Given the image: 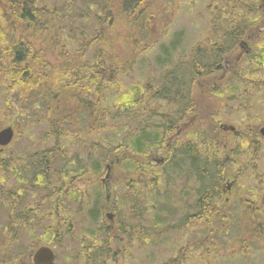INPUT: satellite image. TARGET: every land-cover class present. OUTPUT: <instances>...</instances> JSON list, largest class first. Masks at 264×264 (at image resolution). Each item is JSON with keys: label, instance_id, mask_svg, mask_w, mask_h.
Instances as JSON below:
<instances>
[{"label": "rangeland", "instance_id": "1", "mask_svg": "<svg viewBox=\"0 0 264 264\" xmlns=\"http://www.w3.org/2000/svg\"><path fill=\"white\" fill-rule=\"evenodd\" d=\"M70 1L73 3L68 2L66 14L60 15L57 33L35 30L30 35V41L47 58L48 63L55 67H63L68 60L71 67L74 61L75 64H80L81 58H84L86 68L77 79V86H58V82L46 71L42 76L48 78L39 81L37 87L41 88L46 98H53V104L42 100L37 108L34 103L29 111H24L19 108L23 105L22 91L7 97L0 85V128L10 125L16 130L15 139L5 154L13 155V158L7 160V163L24 166L25 173L22 177L26 183L29 165H37L55 148L52 138H47V133L54 129L43 119L47 114L43 111V101L52 106L50 111L53 109L52 112L55 111L64 118L63 126L57 123L54 126L68 130L67 136L59 142L61 149H54L57 154L49 158L51 168L46 172L47 181H44L42 173H38L35 191L30 196L22 190L18 195L23 197V204L15 203L14 206L13 213L16 215H20L25 209L34 211L41 207L39 218L31 219L29 226H22V218L14 219L15 221L7 218L9 210L0 201V233L4 227H15L14 233L5 232L2 235L5 239L3 245L10 247H0V264H18L20 259H23V264H29L33 251L43 244L53 249L56 255L54 264H162L169 256H175L181 242L187 244L193 237L200 238L209 232L215 237L213 247H228V250L229 247H239L246 251L234 258H217L209 263L200 259L197 264H264V220L249 218L244 211V203L236 204L234 198L231 199L228 211L231 210L230 214L235 218H230L229 215L223 218L225 221L203 216L198 223L194 222L192 212L196 208L197 189L203 191L194 175L188 172L191 163L184 156L190 153L192 156L189 154V158L195 156L199 165L203 161L202 166L205 161L209 164L217 163L214 168L220 173L216 174L215 180L210 179L212 182L208 189L215 181L223 180L224 183L239 172V181L242 183L239 197H242L245 204H251L249 196L252 195L253 183L264 180V136L258 133V127L264 125V76L258 72L257 76L250 78L252 82L259 79L256 84L248 82L249 85H246L236 81L235 74L242 70L243 73L251 71L245 61L247 58L254 59L259 50H264V32L249 46L248 54L253 50L256 53L246 57L239 45L233 51L225 53L223 50L226 46L222 43L229 36L218 32L210 38L208 34L211 13L207 7L217 0H147L145 14L149 18L143 20L142 15L137 20V24H142L139 29V25L130 23L120 11V0H113L109 5L113 10L112 20L98 30V33H103L100 37H103L104 45H101L92 36L94 30L99 28L98 21L103 7L88 3L91 0ZM47 2L59 14L63 5L61 0ZM261 7L260 0H257L256 20L259 19V28L264 31V11ZM240 9L238 6L236 21L243 23L245 17L251 16L252 12L243 16L240 15ZM2 14L0 10V52L12 45L11 30L5 29V22L2 20L6 19L1 18ZM133 17L130 16L131 19ZM228 21L230 20L226 19L225 23ZM19 31L20 29L17 30L18 34ZM198 46L202 47L201 53L197 50ZM203 54L205 59H201ZM217 54L220 55L221 68L225 58L231 59L232 74H227L225 79L216 82H211V78L219 76V72L198 76L197 72L201 71L202 66L197 70L196 61L201 59L204 65L211 62L212 57ZM65 55L68 60H65ZM171 71L176 73V82L171 77L170 83L171 86L177 84L176 100L171 93L157 94L159 88L169 85ZM97 79H100L105 90L101 98L94 99ZM86 84L93 91L90 97H84L78 103V98L74 96L85 95ZM222 85L227 86L222 90ZM212 86L219 88L218 95L214 93ZM132 89L137 92L136 99L133 100L129 93ZM8 99L19 105L4 110L3 104ZM180 100L199 104L205 114L206 108L203 106L206 102L210 108H221V114H229V109L235 112L237 106L241 110L240 105L246 103L247 109H254L255 112L248 113L250 117L244 118L240 111L235 118H231L241 122L240 126L256 129L257 136L252 133L249 139L248 130H244L241 136L244 137L243 146H239V137L226 138L219 136L217 132L216 140L210 142L214 135L210 126L218 127V124L211 125L209 119H197L190 123L186 118L188 115L180 108L181 104L175 102ZM79 109L83 114L88 112L95 123L87 125L79 116L73 117L72 114ZM142 111L145 114L144 122L147 121L149 127H154L149 132L154 135L161 131L167 117H176V151L172 150L174 159L171 157L172 160L166 161L153 173L146 174L147 178L156 180L148 181V189L141 191L135 207L133 204L131 208L134 215L130 216L128 210L131 206L126 202V197L129 196L126 184L128 182L132 187L131 181H136V167L131 164L127 155L120 164H112L115 168H105V164L114 154L131 151V145L141 135ZM223 133L221 131V135ZM253 139L257 141L255 146L252 145ZM188 148L190 152H187ZM211 148L214 158L208 153ZM140 156L133 162L146 164L145 155ZM224 157H227V161ZM174 161L175 167L172 164ZM98 167L102 169L101 172L94 171ZM137 170H141V167ZM80 171H83L82 176H78ZM1 178L0 173V184ZM100 178L105 179L103 185ZM9 180L11 182V178ZM45 194L49 195L47 201L36 202ZM141 201L146 202L147 208L144 210L142 204L139 209ZM225 204L220 199L219 205ZM109 211L116 214L115 222L119 223L120 228L127 230L126 235L118 231L115 241L112 235L116 232L110 229L109 219L105 216ZM207 219H211V224L206 222ZM131 223L136 227L132 226L130 229ZM101 248L104 249L103 252Z\"/></svg>", "mask_w": 264, "mask_h": 264}, {"label": "trees", "instance_id": "2", "mask_svg": "<svg viewBox=\"0 0 264 264\" xmlns=\"http://www.w3.org/2000/svg\"><path fill=\"white\" fill-rule=\"evenodd\" d=\"M69 3H73L70 0H61V3L63 4L62 7L59 10L50 8L47 0H0V3L2 4V9H0L3 14L1 18H5V29L11 30V47L5 48L3 51L0 52V85L3 87V92H6L7 97L11 96L12 93H18L20 94L21 91L23 93V105L19 106V108L24 111H29L32 107V105L35 103L36 108L38 107L40 101L46 100L52 105L53 98H46L45 95H43V92L41 91V88L38 89L39 81L46 80V77H43L42 75H45L46 71L49 72V74L52 75V78L56 80L58 83H56L58 86H65L67 87H76L78 84L77 79L80 78L78 75L81 73L82 68L85 67V62L83 64H74L69 67L68 63L69 60L66 58L65 60H68L67 62H64L63 67H55L52 63L49 64L46 57L43 56V54L38 51L36 48L33 47L32 42L30 41V35L36 31H45L48 32H56V29L59 27V18L60 15L64 16L69 9ZM113 0H91L88 3L90 4H96L98 7H103L101 9V19H99V28H96L94 30L92 38L94 41H97V43H101V45H104L103 33H98V30L100 31L101 26H104L105 24H108V21L111 22L112 16H113V10L110 9V4H112ZM257 0H217L212 5H208V9L211 13V18L208 21V28L212 30V35L214 36L218 32H222L225 35L229 36V39L222 43L223 45L227 46V49L223 50V52L229 51L230 48L239 41V39L242 37H246L249 34H252V31L257 28L256 26V18H257V12L255 10ZM147 0H120V11L125 14V16L129 19V22L132 24L139 25L138 29L141 28L142 24H137V20L143 16V20H147L149 18L148 14L146 12L147 10ZM238 6L241 7L240 9V15L247 16L248 12H252L251 16L245 17V20L243 23L238 20L236 17V10H238ZM62 13V14H60ZM133 15L134 17L131 19L130 16ZM227 20H230L225 23ZM259 20V19H258ZM1 28V24H0ZM20 29L19 34L17 33V30ZM15 31V32H13ZM57 33V32H56ZM98 33V34H97ZM93 41V40H92ZM80 51V50H77ZM257 51L253 50V52L250 54L256 53ZM201 59H205L204 54L201 55ZM247 56V57H248ZM210 57V56H209ZM213 60L209 63L202 62L201 59H198L197 62V70L206 67H210L212 64L216 62V60L219 58L220 55L217 54L212 57ZM258 58V61L256 59ZM71 62V61H70ZM245 64L248 65V68L251 70L250 72H244L243 74L238 75L240 81H244V83L251 82L249 84H256V82L259 80L257 79L255 82H252L251 79L254 76H257L256 73H261V76H264V50H259L258 55L252 59L247 58L245 61ZM68 70V71H66ZM40 74V75H38ZM39 76V77H38ZM243 77V80H241ZM249 77V78H248ZM251 78V79H250ZM176 79L173 78V82ZM100 79H97L96 83V89L95 94L93 95L94 99L101 98L103 95V92L105 90V87L100 84ZM172 82V81H171ZM180 85V84H179ZM177 87V84H176ZM180 88L182 89V85H180ZM60 89V87H59ZM91 91H93L88 84H86L85 87V95H78V98L84 99V97H87L91 95ZM90 92V94H88ZM130 97V94H129ZM21 100V103H22ZM82 100H80L81 102ZM20 103V104H21ZM49 103L42 102L45 111L46 117L43 119L46 120L50 127L54 130H50L47 133V138H52V140L55 142L53 143L55 145V148L61 149L60 147V141L62 138H65L67 136V131L65 129H58L56 126H54V123H57L58 125L63 126L62 120L64 119L61 114L55 113V111L52 112L53 109ZM16 104V105H15ZM19 105L17 102H13L10 99L4 102L3 109L7 110L8 107H15ZM21 112V111H20ZM19 112V113H20ZM89 113L86 112V114L81 112V109L76 110V113L72 114L73 117L75 115L82 118V122L84 124L88 123H94L95 120H91ZM82 116V117H81ZM87 116V117H86ZM66 118V117H65ZM102 129H104L103 123H102ZM16 132V130L14 129ZM204 137V136H203ZM66 140V139H65ZM64 140V142H65ZM203 141L204 138H202ZM148 142L146 138L142 139L137 138L133 142V148H135L137 151H142L140 148L143 143ZM192 144V143H191ZM53 145V147H54ZM190 145V143H189ZM201 146V145H200ZM64 147V146H63ZM188 147V146H187ZM209 147V143H208ZM187 152H190V148L187 149ZM53 152V151H52ZM117 153V152H116ZM208 153H210V149H208ZM190 154V153H189ZM186 154L184 156L187 157V159L190 161L191 165L188 166V172L193 174L196 180L198 181L199 188L203 191L200 192L199 189H197V197L199 200L195 202V211H203L204 213H210V206L207 200V196L211 195V191H207L208 185L212 182L210 179L215 180L216 174L218 175L220 172H218L214 166L217 165L214 163H207L206 161L203 164L197 161L195 156L193 158H189L190 155ZM54 156L56 154H53ZM46 155L44 156L42 160H40L37 165H44L45 168H48L49 166V160ZM192 156V155H191ZM117 157L119 159L117 164H120L125 159V153H117ZM45 159V162H43ZM194 159V161H193ZM108 162V160H106ZM11 166H13V163H8ZM194 165V166H193ZM194 167V168H193ZM74 168L76 166L74 165ZM12 169V168H11ZM203 170V171H202ZM204 170L206 172L204 173ZM47 170L42 171V177L44 181L46 180V173ZM95 172L102 171L101 168L94 169ZM141 170L137 171L138 174ZM216 172V173H215ZM83 171H80V174L78 176H82ZM85 175V173H84ZM64 175H62L63 177ZM258 177V175L256 176ZM139 178V177H138ZM20 178L16 177V180L18 181ZM37 180V177H36ZM28 181V180H26ZM22 184L19 185L18 183H14L13 185L15 187H12L11 185H6L5 183L0 184V201L1 203L6 206L10 213H13L15 203L20 204V198L18 197V191L20 190V187L25 183V180H22ZM140 182V180H139ZM258 183H253L254 187L251 189L252 195L249 196V199H251V204H245L243 205L245 213L248 215L249 218L259 221L264 220V180L262 181L257 180ZM32 182H28L26 186L30 187ZM215 184V182H214ZM214 184L211 187L214 188ZM143 189L140 188L139 185H137L134 188V195L132 198V202L134 204L137 203L139 199V195ZM16 191V193H15ZM10 195L12 201L7 206L6 201H2L3 197H6ZM146 196V195H145ZM15 198V200H14ZM19 198V201L18 199ZM14 200V201H13ZM247 203L249 202L246 201ZM12 207V208H11ZM11 208V209H10ZM139 208V207H136ZM141 209V206L140 208ZM129 214L130 216H133V210L131 207H129ZM35 213L36 215H39L38 210H22L20 213V218H22V222L20 225L24 226L29 222L28 217ZM204 215V214H203ZM138 216V215H137ZM133 218V217H132ZM201 217H195L194 216V222L198 223ZM211 219H207L206 222H210ZM225 220V219H223ZM226 221V220H225ZM15 225H18L14 223ZM24 224V225H23ZM255 224H258L256 222ZM136 227V225H132L130 228ZM196 226V224H195ZM15 229V228H14ZM138 229V226L137 228ZM14 233V231H13ZM16 236V235H14ZM215 237L212 232H209L203 237L198 238V240L195 241H189L187 244L184 242L180 243V247L176 249L175 256H169L167 260H165L162 264H197L196 262L200 261V259L207 261L209 263L210 261H213L217 258L226 259L227 257L238 256L240 254H243L246 250H241L239 247H229L230 250H228V247H213L214 245ZM224 245V244H222ZM104 249L101 252H103ZM221 251H223L221 253ZM166 259V258H165Z\"/></svg>", "mask_w": 264, "mask_h": 264}, {"label": "flooded vegetation", "instance_id": "3", "mask_svg": "<svg viewBox=\"0 0 264 264\" xmlns=\"http://www.w3.org/2000/svg\"><path fill=\"white\" fill-rule=\"evenodd\" d=\"M260 2L262 5L261 9L263 8L262 11H264V1L260 0ZM263 23H264V20H263ZM256 24H258V22H256ZM261 31H262L261 29H259V28L257 29V36L260 35ZM246 40H250V39L246 38L243 41H246ZM239 46L244 51H246V52L249 51V48H250L249 45H247L243 42H240ZM228 62H229V64H231L230 61H228L227 58H225L224 62H223L224 65L221 68L220 65L222 62H220V60L218 58L214 64H212L210 67H206V69L205 68L201 69V71L197 72V74L198 75H207V74L209 75L213 72H219L221 74L219 76L212 77L211 82L220 81L221 79L226 78V75L229 71L230 67H228V65H229V64H227ZM83 70H84V68L81 69V72H83ZM171 77L176 79V73L171 71V75L169 76V80H168L169 85H165L164 88L163 87L159 88L157 91V94L162 95L165 93H171L173 95L174 99L176 100V91H175L176 84H172V86H171V84H170L171 83ZM222 86H223V88H222V90H223L224 88H226L227 85H222ZM131 88H133V87H131ZM212 89L214 90V93H216V95H218L217 93H219V91H220L219 88L216 89L215 86H212ZM129 93L131 94L132 100L136 99L135 96L137 95V92L135 91V89H132V91ZM145 95H146V93H145ZM175 102H177L178 104L179 103L181 104L180 108L186 113V115H188L186 118L188 119V121L190 123L196 122L197 119H200V121H206L207 119H209L211 125H216V123L218 124V127H216V126L211 127V133L214 135L211 137L210 142H214L216 140L215 134H217V132H218L219 136H225L226 138L228 136H232V137H236V138L239 137V138H237V139H239L238 144H239V146H243L242 142H243L244 137H241V136L243 135L244 130H243L242 126H240L241 122L235 120L234 118L236 117L237 113H239L240 111L243 112L244 118L250 117V115L248 113L255 112L254 109L248 110L246 103L240 105L241 110H239L238 106H237V109L235 112L233 111V109H229V114H221L220 113L221 108H219V107L210 108L206 102V105L203 106L206 108L207 114H205L203 108L199 104H194L192 101L190 102L189 100H187V101L186 100H180V101H175ZM208 102L211 104L210 101H208ZM87 107H89V106H87ZM142 113L143 114L141 115V118L143 121V125L140 126V130H141L140 137L142 139L146 138L148 140V142H145L142 144V146L140 147L142 149V151H137L135 148H133V144H132L131 145V148H132L131 151L125 152V156L127 155V157L129 158L128 160H131V164L132 165L134 164V166L136 167V171H135L136 175L134 176V179L136 181H133V180L131 181L132 187L129 186L128 182L126 184V189H127L128 194H129V196L126 197V202H127V205L131 206V208L133 205L132 198L134 195V188L137 185H139L141 189L147 190L148 188H146V186H149L148 181L153 182V180L155 181L156 179L152 178V177L147 178L146 174L147 173L148 174L153 173L159 166H163L166 161L172 160L171 157L175 156V154H173V156H172V150L175 149V151H176V147L174 148V143L176 141V135H177L176 117L175 118L167 117V120L163 121L161 131L160 132L156 131L157 135H154L152 133H151L152 134L151 135L149 133V132H151L150 128H154V127L153 126L149 127L148 122L147 121L144 122V120H145L144 111H142ZM231 117H234V118H231ZM190 123H188L189 126H190ZM215 127H216V129H215ZM260 127H258V133L259 134L261 133ZM137 130H138V128H137ZM221 131L224 132L223 135H221ZM255 131H256V129H253V128L248 129V133L250 136L249 139H251L252 133L254 135L257 134V131L256 132ZM254 135H253V137H255ZM164 137L167 139L164 140ZM256 143H257V141L255 142V140L253 139L252 145L255 146ZM251 146L249 147V149H251ZM8 149L9 148H0V173L2 175L1 181H2V183H8V184L11 183L10 185L12 187H15L13 185L14 183H18L19 185H21L23 183L22 180H24V179H23L22 175L24 176L25 170H24V166H21V165L11 166L10 164L6 163L7 160H9L10 158H13V155H8V156L5 155ZM140 154L145 155V158L147 159L146 164H136L133 162V161L137 160L138 158H141ZM114 155H116V154H114ZM209 155L211 156V158H214L213 153H212V148L210 149ZM224 158H225V161H227V157H224ZM47 159L49 160V158H46V160ZM173 159H174V157H173ZM43 162H45V159ZM172 164H173V167H175L176 161L172 162ZM139 166L141 167V172H140L141 174L137 173V171H138L137 168ZM241 166L243 167V165H241ZM49 168H51V163H49L48 168H45L44 165H36V164H33L31 166L29 165V167H28L29 177H27L28 178L27 180H28V182H32L31 186L30 187L26 186V184L28 182L27 183L25 182L26 184H24L20 187L18 194L21 193L23 190L25 193H28L31 196V193H33L36 189L37 173H42V171H45V170L48 171ZM109 168H115V167L110 165ZM31 174L33 176H31ZM239 174L240 173L238 172L235 176H233L231 178V180H228L224 183H223V180L215 181L214 188L207 189V191L208 190L211 191L210 192L211 195L207 196V200H208V203L210 206L211 214L210 213H204L203 211H194V212H192L193 218H194V216L196 218L204 216L205 218L217 217L219 219H223L225 217H228L229 215H230V218H235L234 215L230 214L231 210L229 209L230 211H228L231 199L234 198V202L236 204L241 203V205H242V203H245L243 201L242 197H239V192H240L239 188L242 184L239 181V179H240ZM16 177H19L20 179L17 181ZM9 178H11V182H8V181H10ZM139 180H140V182H139ZM15 193H16V191H15ZM152 194H153V199H154L153 191H152ZM18 197L20 198V201H21L20 203H22L23 197L22 196L21 197L18 196ZM48 198H49V195L45 194V195L40 196L36 202L41 203V202L47 201ZM220 199H223L226 202V204L223 206L219 205ZM14 200H15V198H14ZM2 201H6L7 203H10L12 201L11 196L8 195L6 197H3ZM153 203H154V201H153ZM141 204H142L143 210L147 208L145 201L144 202L141 201L140 206H141ZM159 208H162V206H160ZM38 212H39V215L32 213L31 216L28 217L29 222L27 223V225L30 224L31 219L36 220V218L37 219L39 218V216L42 213L41 207L38 209ZM109 212H110V215H106L107 213H105V216H107V218L109 219L110 229L114 230L116 232V234H114V232L112 231L113 232L112 238L115 241L117 239V232L118 231H120L121 233H124L126 235L127 230L126 229L122 230L120 228L119 223L115 222L116 214L112 211H109ZM8 217H9V219H11V221H15L14 219H21L20 218L21 216L19 214L16 215L15 213H10L9 211L7 213V218ZM14 228L15 227H12V226L4 227V230H2V232L0 233V247H10V246H4L3 245L5 243V239L2 237V235L5 232H7L9 234L13 233ZM118 238H120V236ZM14 239H16V238H14ZM195 240H198V238L193 237L191 241L193 242ZM42 246H47V245H45V244L39 245V246H37V248L42 247ZM47 247H50V246H47ZM125 247H126V245H125ZM18 264H23V259H20ZM29 264H34L32 262V255H31V261Z\"/></svg>", "mask_w": 264, "mask_h": 264}, {"label": "water", "instance_id": "4", "mask_svg": "<svg viewBox=\"0 0 264 264\" xmlns=\"http://www.w3.org/2000/svg\"><path fill=\"white\" fill-rule=\"evenodd\" d=\"M264 131V129H263ZM12 138V129L7 127L0 131V145H6ZM52 253L48 248H39L34 254V262L36 264H50Z\"/></svg>", "mask_w": 264, "mask_h": 264}, {"label": "bare ground", "instance_id": "5", "mask_svg": "<svg viewBox=\"0 0 264 264\" xmlns=\"http://www.w3.org/2000/svg\"><path fill=\"white\" fill-rule=\"evenodd\" d=\"M72 59V58H71ZM75 62V61H74ZM175 62V61H174ZM210 63V62H209ZM211 64V63H210ZM38 75H40V74H38ZM39 77V76H38ZM192 80V79H191ZM188 89V88H187ZM84 111V110H83ZM86 114V113H85ZM89 115V114H88ZM82 117V116H81ZM87 117V116H86ZM152 135V134H151ZM154 138V137H153Z\"/></svg>", "mask_w": 264, "mask_h": 264}]
</instances>
